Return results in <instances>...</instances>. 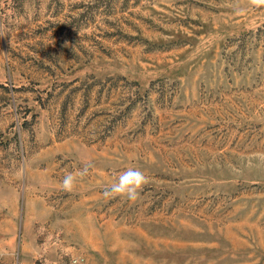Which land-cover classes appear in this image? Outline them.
Returning <instances> with one entry per match:
<instances>
[{
	"label": "rangeland",
	"instance_id": "374dc122",
	"mask_svg": "<svg viewBox=\"0 0 264 264\" xmlns=\"http://www.w3.org/2000/svg\"><path fill=\"white\" fill-rule=\"evenodd\" d=\"M255 154L264 6L0 0V264H264Z\"/></svg>",
	"mask_w": 264,
	"mask_h": 264
},
{
	"label": "clouds",
	"instance_id": "9594fccd",
	"mask_svg": "<svg viewBox=\"0 0 264 264\" xmlns=\"http://www.w3.org/2000/svg\"><path fill=\"white\" fill-rule=\"evenodd\" d=\"M250 4L256 7L264 6V0H249ZM255 156L264 162V154H255ZM89 165L78 169L75 173H68L61 182L62 190L72 192L76 185L77 178L83 179L88 175ZM149 183V177L139 169L128 168L122 172L116 182L112 183L103 192L105 198H115L117 196L136 201L145 185Z\"/></svg>",
	"mask_w": 264,
	"mask_h": 264
}]
</instances>
